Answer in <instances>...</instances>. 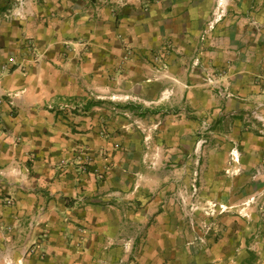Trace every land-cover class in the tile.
<instances>
[{
  "label": "crops",
  "instance_id": "obj_1",
  "mask_svg": "<svg viewBox=\"0 0 264 264\" xmlns=\"http://www.w3.org/2000/svg\"><path fill=\"white\" fill-rule=\"evenodd\" d=\"M256 129L264 0H0V264H241L193 240L195 208Z\"/></svg>",
  "mask_w": 264,
  "mask_h": 264
},
{
  "label": "rangeland",
  "instance_id": "obj_2",
  "mask_svg": "<svg viewBox=\"0 0 264 264\" xmlns=\"http://www.w3.org/2000/svg\"><path fill=\"white\" fill-rule=\"evenodd\" d=\"M215 27L216 24L206 34L209 35ZM217 128V124H212L209 133L205 135L206 138L209 137V145L207 152L201 155V165L207 169L202 175L203 182H214L213 178L217 177L212 173L213 168H217V172H223L221 168L226 166L220 159L216 164L217 153L223 152L219 145V142H223L219 136L223 135L215 131ZM256 130L258 135L264 134L258 132L259 129ZM241 153V175L236 176L235 180L221 175V182L216 186L219 192L215 197L216 201L205 202L206 206L195 208L198 222L194 224L193 240L207 243L208 246L219 244L223 251L220 253V262L264 264V150L257 160L250 159L242 149ZM235 158L239 160L237 154ZM210 168L212 170L209 172ZM200 197H206L209 201L212 199V192L200 194ZM228 227L231 230H227Z\"/></svg>",
  "mask_w": 264,
  "mask_h": 264
},
{
  "label": "built area",
  "instance_id": "obj_3",
  "mask_svg": "<svg viewBox=\"0 0 264 264\" xmlns=\"http://www.w3.org/2000/svg\"><path fill=\"white\" fill-rule=\"evenodd\" d=\"M117 0H98V3L100 5H110V6H114V5H121V2H123V0H118V2H116ZM213 28V24H209V29ZM208 30L205 32V34L208 32ZM32 53H34L35 58L34 61L36 62L38 57H39V51L36 50L35 48L32 47ZM57 106V109L60 110H64V111H68L69 113L73 114L74 111L76 110H80L83 107V102L77 101V102H64V103H60V104H56V103H50L49 107L53 108L54 106ZM5 171L0 169V176H4ZM6 202L7 204H11L13 202L11 197L6 198Z\"/></svg>",
  "mask_w": 264,
  "mask_h": 264
}]
</instances>
